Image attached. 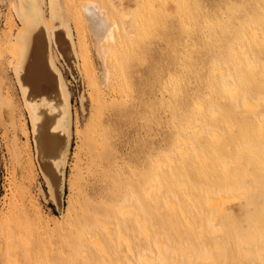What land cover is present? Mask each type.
I'll use <instances>...</instances> for the list:
<instances>
[{"label": "rangeland", "instance_id": "374dc122", "mask_svg": "<svg viewBox=\"0 0 264 264\" xmlns=\"http://www.w3.org/2000/svg\"><path fill=\"white\" fill-rule=\"evenodd\" d=\"M35 1L0 0V264H264V0H94L115 38L104 105L76 57L101 80L90 27L64 15L86 0H40L69 93L57 185L14 56Z\"/></svg>", "mask_w": 264, "mask_h": 264}, {"label": "bare ground", "instance_id": "6f19581e", "mask_svg": "<svg viewBox=\"0 0 264 264\" xmlns=\"http://www.w3.org/2000/svg\"><path fill=\"white\" fill-rule=\"evenodd\" d=\"M136 1V0H135ZM134 1V3H135ZM176 1V0H174ZM173 1V3H175ZM179 1V0H177ZM176 1V2H177ZM30 2V1H28ZM72 2V1H70ZM85 2V1H84ZM97 2H99V4H97ZM138 2V1H137ZM142 2V1H141ZM182 2V1H181ZM179 1V3H181ZM185 2V1H183ZM33 8L32 10H29V11H32L33 12V15H34V18H35V22L34 24H32V26L28 23L25 24L24 27H22V30H20L19 34L17 32V41L15 42L14 44V56H16V60H17V67H18V72H17V75H18V78H19V81L20 83L22 82V77L23 79L25 78L26 74H25V69L28 65V57H29V53H30V50H31V43L33 41V38L35 37V32L36 30L38 29V27L40 25H42L44 28H46L47 30V33H48V36L51 40H53L55 38V31L56 30H53L52 29V24L51 22H48L46 20V18L44 17V9H43V2L41 3L40 0H36L35 2H33ZM51 3L54 7L58 8L59 10H62L64 8V6H62V4L60 3V1L58 0H51ZM81 3H83V1H81ZM107 3V2H106ZM112 3V1H111ZM109 4H110V1H109ZM183 4V3H181ZM180 4V5H181ZM27 5V4H26ZM76 5V4H75ZM112 5V4H111ZM136 5V3H135ZM71 6V7H70ZM70 8H71V11L67 10L64 15L67 13L70 14L69 17H77L79 20L85 18V20L87 21V24L88 26L90 27V32H92V39H93V43H94V47H95V51H96V54L98 56V58L102 61L103 63V71L101 72V80H99V78H97L96 74H95V70H94V66H93V63L91 61L92 58H90V55H89V52L85 55H83L78 49L79 52L76 51V57L78 59H80L81 61L84 62L85 66L87 68H85L87 70V74L89 75V80L91 82V88L93 89V95L94 97L92 96V98L96 99L100 104L102 103V105H104L103 103L106 102V95L104 93V89H106L105 87H107L109 84L111 85V83L109 82H112L110 81V77L112 75L115 74L114 71H112V67H111V64L110 62L107 64V57L109 59V54H108V48H105V46L108 44L107 40H110L112 39L113 41L115 40L113 34L110 32L111 31V28L113 26L112 23H109L108 22V18L106 17V15H104V12H108L107 15H109V11H103V8L101 7V2L100 1H95L94 0H86L85 3H83L82 5V10L80 12L76 11V9L74 8L73 6V3L72 5L70 4ZM21 7V6H20ZM108 9V7H106ZM15 9V8H14ZM78 10V9H77ZM109 10V9H108ZM17 11V10H16ZM20 11V10H19ZM28 11V12H29ZM52 11V10H51ZM111 11V10H110ZM18 12V11H17ZM16 12V13H17ZM22 12V11H21ZM64 12V11H63ZM103 12V13H102ZM61 14V13H60ZM66 14V15H67ZM46 16V15H45ZM110 16H112V18L114 17L112 14H110ZM50 17V16H49ZM61 17V16H60ZM66 18V16L64 17ZM111 18V20H112ZM48 19V18H47ZM50 19V18H49ZM48 19V20H49ZM67 19L68 16H67ZM115 20V18H113ZM78 20V22H79ZM110 20V19H109ZM52 21V19H51ZM63 21V20H62ZM84 21V20H83ZM116 21V20H115ZM114 21V22H115ZM77 22V21H76ZM117 22V21H116ZM64 23V22H63ZM83 23H81L82 25ZM24 25V24H23ZM80 25V24H79ZM118 26V24L116 25ZM58 27L60 28H64V25L61 24L59 25ZM119 27V26H118ZM68 28V27H67ZM115 28V27H113ZM89 30V29H88ZM119 30V29H118ZM73 31V30H72ZM89 32V31H88ZM110 32V35L108 36L109 38H107V35L109 34ZM118 32H116L117 34ZM71 35V32H68V35H67V38H69ZM118 38V37H117ZM105 40H106V44H105ZM92 42V40H91ZM75 43V41H74ZM53 44V42H52ZM76 44V43H75ZM112 44V43H111ZM105 45V46H104ZM110 45V44H109ZM108 46V45H107ZM12 47V46H11ZM110 47V46H108ZM56 48V47H55ZM78 48V47H77ZM114 48V47H113ZM57 49V48H56ZM116 49V48H115ZM55 50V49H54ZM13 51V49H12ZM11 51V52H12ZM118 51V49H117ZM56 52V51H55ZM114 52V51H113ZM116 52V50H115ZM58 53V52H57ZM13 55V53H12ZM62 55V54H61ZM116 55V54H115ZM118 55V54H117ZM119 56V55H118ZM112 58V57H111ZM118 58H121V57H118ZM14 59V57H13ZM13 59H12V62H13ZM15 60V59H14ZM113 60V59H112ZM121 60V59H120ZM49 61H50V64H51V67L53 69V71L57 74V76L59 77V82H60V90H59V96L57 98H49V97H46V96H43L42 98H34L32 99L33 97V94L31 92V94L29 95V99H28V102L31 106V109L34 110V117H35V122H34V131L35 133L37 134L38 133V130H39V125L41 124H46L48 127H49V133L51 135V143H52V146L53 148L55 149L56 147H61V149L59 150V156L56 157L54 159V163L58 162V161H61L63 158L65 159L67 157V154L68 153V147H69V142H70V139L69 137H65L63 136V133L62 135L61 134H58L56 133L57 131H61V129L63 128L64 126V123H65V115L67 114V105L69 103V93L67 92V89H66V86H65V82H64V74L62 73L61 69H60V66H58V63H57V57H56V54L54 53H51L49 55ZM109 61V60H108ZM111 61V60H110ZM117 60H115L116 62ZM15 62V61H14ZM114 63V62H113ZM252 63V62H250ZM16 64V63H15ZM80 64V63H79ZM101 64V63H100ZM110 64V66H108ZM115 66V64H113ZM119 65H122L120 64L119 62ZM119 65H117L118 67H120ZM101 67V66H100ZM110 67V68H109ZM116 67V66H115ZM123 67V66H121ZM83 68V67H82ZM101 69V68H99ZM111 69V70H110ZM115 69V68H114ZM117 69V68H116ZM115 69V70H116ZM120 69V68H119ZM82 71V70H81ZM111 71H112V74H111ZM117 71V70H116ZM121 71V70H119ZM114 72V73H113ZM118 73V72H116ZM121 73V72H119ZM122 74V73H121ZM120 74V75H121ZM125 74V73H124ZM118 75V74H117ZM116 76V75H115ZM119 76V75H118ZM114 77V76H113ZM112 77V78H113ZM115 79V78H114ZM116 79H120V78H116ZM115 79V80H116ZM114 81V80H113ZM120 81V80H119ZM67 82V81H66ZM88 81V83H90ZM117 83V81L115 82ZM118 84V83H117ZM121 84V82H120ZM88 85V84H87ZM109 87V86H108ZM22 88V87H21ZM68 88V87H67ZM90 89V88H89ZM29 88L27 86H24L23 87V94L24 96H28V92H29ZM31 91V90H30ZM230 91H233V89H230ZM70 92V91H69ZM71 96V94H70ZM61 97L60 101H56V100H59V98ZM38 99L41 100V102L38 101ZM92 99V100H93ZM94 99V100H95ZM62 100V101H61ZM44 104L45 106L46 105H51L54 107V112L53 113H56V112H64L62 113L59 117L58 116H53V115H50L47 111H42L41 114H38V110L37 108H35V106L39 105V104ZM96 103V102H95ZM27 104V103H26ZM99 104V106H100ZM98 105V104H97ZM29 106V105H28ZM71 106V105H70ZM46 115H49L46 116ZM102 129V128H101ZM100 131V130H99ZM98 132V130H97ZM96 132V134H97ZM28 133V132H27ZM72 134V133H71ZM95 134V132H94ZM71 136V135H70ZM98 137V136H97ZM103 139V137H101ZM101 141V140H99ZM97 141V142H99ZM100 144V143H99ZM98 144V145H99ZM101 145H102V141H101ZM52 149V151L54 150ZM67 161V159H65ZM65 163V162H64ZM66 165V164H65ZM50 181V180H49ZM51 184V183H50ZM149 194V193H148ZM146 192V195L149 196ZM236 198L234 196H231V197H228L227 200H226V203H227V208H234V205L233 203L235 202ZM130 205V204H128ZM131 208H126L124 210V212L126 213H129L130 211H132V204L130 206ZM18 209L22 210V211H25L27 212V208L26 207H17ZM134 210V209H133ZM136 212V210L134 211V213ZM64 214V213H63ZM68 216V214H66ZM131 215H133L131 213ZM136 215V214H134ZM146 225V223L144 224ZM144 228V227H143ZM119 230V228H118ZM130 243V242H129ZM143 255V254H142ZM145 256V255H144ZM143 256V257H144ZM148 256V255H147ZM146 256V257H147ZM150 257V256H149ZM141 258V257H140ZM139 259V258H138ZM145 259V257H144ZM143 259V260H144ZM148 259V258H147ZM152 259V258H151ZM151 259L149 260V262H147L145 260V264H156L154 260L151 261ZM154 259V258H153ZM140 261H142L141 259H139ZM154 262V263H153ZM135 263V262H134ZM140 264H144V263H140Z\"/></svg>", "mask_w": 264, "mask_h": 264}, {"label": "water", "instance_id": "95a60500", "mask_svg": "<svg viewBox=\"0 0 264 264\" xmlns=\"http://www.w3.org/2000/svg\"><path fill=\"white\" fill-rule=\"evenodd\" d=\"M60 45L66 55H69V40L66 36L58 35ZM25 85L31 90L34 98H57L59 96L60 82L59 77L53 71L49 61V42L46 50L43 44L41 33H37L31 43V50L28 57V65L25 69ZM49 117V115H46ZM49 127L46 124L39 125L38 142L39 147L44 155L43 167L47 174L57 185L59 176L54 167L53 161L59 156L61 147L55 149L51 143ZM52 149H54L52 151Z\"/></svg>", "mask_w": 264, "mask_h": 264}]
</instances>
